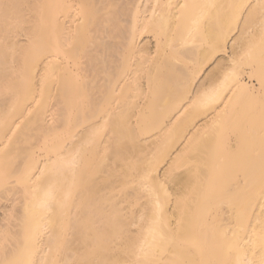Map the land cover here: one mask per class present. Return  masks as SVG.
<instances>
[{"label": "bare ground", "instance_id": "6f19581e", "mask_svg": "<svg viewBox=\"0 0 264 264\" xmlns=\"http://www.w3.org/2000/svg\"><path fill=\"white\" fill-rule=\"evenodd\" d=\"M0 264H264V0H0Z\"/></svg>", "mask_w": 264, "mask_h": 264}, {"label": "rangeland", "instance_id": "374dc122", "mask_svg": "<svg viewBox=\"0 0 264 264\" xmlns=\"http://www.w3.org/2000/svg\"><path fill=\"white\" fill-rule=\"evenodd\" d=\"M17 37H18V38H16V39H19V37H23V36H19V35H18ZM145 38H146V37H145ZM145 38H144V39H145ZM20 39L22 40L23 38H20ZM24 39H25V38H24ZM208 66H209V68L212 67V65H209V64H208V65L205 67V69H204L205 71L203 70V72H202V73H204V74H200L202 77L200 76L198 80H202V79H203V77H204L205 74H206V71L209 70ZM206 68H207V69H206ZM157 130H158V129H157ZM157 130H156V129H155V130H151L150 133H149V132L147 133L148 135L145 134V137H146V136H147V137H151L152 135L156 134V132H158ZM147 139H148V138H147ZM167 160H169V157H167L166 160L161 164V166L159 167V169H160L159 171L162 172L163 168L166 167V162H167ZM161 169H162V170H161Z\"/></svg>", "mask_w": 264, "mask_h": 264}]
</instances>
